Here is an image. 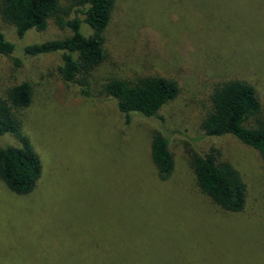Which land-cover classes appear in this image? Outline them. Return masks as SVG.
Listing matches in <instances>:
<instances>
[{
  "label": "rangeland",
  "instance_id": "374dc122",
  "mask_svg": "<svg viewBox=\"0 0 264 264\" xmlns=\"http://www.w3.org/2000/svg\"><path fill=\"white\" fill-rule=\"evenodd\" d=\"M113 3L104 58L82 87L87 97L59 78V53L23 55L28 45L69 36L67 28L50 20L18 38L0 19V33L14 46L11 57H0V91L29 83L21 132L42 165L28 194L0 182V264H264V165L235 138L203 137L200 128L213 88L229 80L250 83L264 109V0ZM79 31L91 34L83 23ZM15 58L22 64L13 72ZM150 76L174 81L176 97L154 118L133 114L125 124L102 86ZM157 129L173 157L166 182L149 170ZM2 146L19 144L4 135ZM211 147L244 183L240 212L221 211L191 182V153Z\"/></svg>",
  "mask_w": 264,
  "mask_h": 264
},
{
  "label": "trees",
  "instance_id": "16d2710c",
  "mask_svg": "<svg viewBox=\"0 0 264 264\" xmlns=\"http://www.w3.org/2000/svg\"><path fill=\"white\" fill-rule=\"evenodd\" d=\"M114 0H0V19L15 29L21 38L30 29L42 31L48 21L70 35L24 47V56L59 53L57 74L64 85L75 86L79 94L86 78L104 58L102 31L109 22ZM81 17V18H80ZM87 25L91 34L83 36L79 27ZM14 46L0 33V57H11ZM18 58L11 60V70L21 67ZM103 96L114 102L117 114L128 124L136 114L151 119L178 93L170 79L150 76L132 81L109 79L102 86ZM27 82L6 85L0 91V136L12 135L19 146L0 147V182L15 195L36 188L42 165L27 136L21 132L20 112L31 101ZM210 108L200 124L203 137L229 135L256 151L264 165V109L255 88L243 80H229L217 85L210 94ZM136 116V117H137ZM159 125V124H158ZM157 124L154 127L157 128ZM158 130V129H157ZM149 170L158 182H166L173 172L170 142L165 132L156 131L148 145ZM191 182L197 192L223 212L237 213L245 205L246 190L239 173L221 159L216 148L190 156Z\"/></svg>",
  "mask_w": 264,
  "mask_h": 264
}]
</instances>
